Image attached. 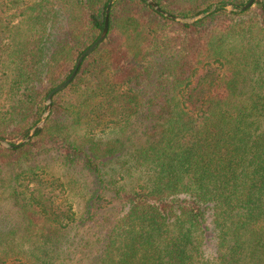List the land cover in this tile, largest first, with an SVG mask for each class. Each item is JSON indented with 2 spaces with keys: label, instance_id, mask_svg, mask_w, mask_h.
Listing matches in <instances>:
<instances>
[{
  "label": "trees",
  "instance_id": "trees-1",
  "mask_svg": "<svg viewBox=\"0 0 264 264\" xmlns=\"http://www.w3.org/2000/svg\"><path fill=\"white\" fill-rule=\"evenodd\" d=\"M0 0V264H264V0Z\"/></svg>",
  "mask_w": 264,
  "mask_h": 264
},
{
  "label": "water",
  "instance_id": "water-1",
  "mask_svg": "<svg viewBox=\"0 0 264 264\" xmlns=\"http://www.w3.org/2000/svg\"><path fill=\"white\" fill-rule=\"evenodd\" d=\"M144 1L147 5H149L154 11H156L157 13L165 16V17H168L174 21H177V22H180V23H193L195 21H198L200 19H203L205 18L206 16H208L210 13H212V10L211 11H208L204 14H201V15H198V16H195L193 18H186V19H183V18H178V17H172L170 15H168L167 13L163 12L160 7L153 1V0H142ZM115 2V0H109L106 8H105V17H104V25H103V29L101 31V34L100 36L98 37V39L93 42L85 51L82 52V54L78 57L76 63H75V67H74V70L72 71L71 75L63 82L61 83L60 85H58L57 87H55L53 90H51L49 92V94L47 95L46 97V102H45V110H44V113L40 119V121L38 123H36L28 137L26 138L25 142L26 141H29L35 131L40 128L46 121L48 115H49V112H50V109H51V104H52V98L59 92L63 91L64 89H66L69 84L73 81V79L75 78L76 74H77V71L78 69L80 68V65L82 64L83 60L89 56L90 54H92L95 49L102 44V42L105 40L106 36H107V33H108V27H109V14H110V10H111V7L113 5V3ZM255 0H249L244 6L242 7H238L237 10L239 11H246L248 10L249 8H251L254 4ZM0 144H2L3 146L5 147H9L8 143L3 141V140H0Z\"/></svg>",
  "mask_w": 264,
  "mask_h": 264
},
{
  "label": "rangeland",
  "instance_id": "rangeland-1",
  "mask_svg": "<svg viewBox=\"0 0 264 264\" xmlns=\"http://www.w3.org/2000/svg\"><path fill=\"white\" fill-rule=\"evenodd\" d=\"M63 83V82H62ZM45 102H46V100H45Z\"/></svg>",
  "mask_w": 264,
  "mask_h": 264
}]
</instances>
